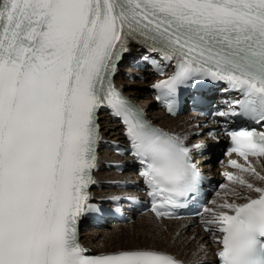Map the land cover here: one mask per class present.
Returning a JSON list of instances; mask_svg holds the SVG:
<instances>
[{"label":"snow or ice","instance_id":"obj_1","mask_svg":"<svg viewBox=\"0 0 264 264\" xmlns=\"http://www.w3.org/2000/svg\"><path fill=\"white\" fill-rule=\"evenodd\" d=\"M134 39L175 65L156 85L170 113L179 85L210 79L243 96L233 115L264 128V0H0V264H180L149 249L89 255L78 239L93 210L102 107L127 125L150 195L161 197L158 217L183 207L203 179L191 149L147 123L114 83ZM226 134L228 154L246 162L232 166L264 182L249 162L264 158V131ZM227 177L257 195L205 209L222 233L220 264H264V186Z\"/></svg>","mask_w":264,"mask_h":264},{"label":"bare ground","instance_id":"obj_2","mask_svg":"<svg viewBox=\"0 0 264 264\" xmlns=\"http://www.w3.org/2000/svg\"><path fill=\"white\" fill-rule=\"evenodd\" d=\"M136 40H131L128 45V51L126 52L124 56V60L128 54H133L137 51L142 50V46H139L135 43ZM123 78L120 77V74L118 75V81L120 84H122L127 92H129L134 98L137 100H140V102L146 107L148 112L152 115V117L155 119V121L162 126L163 128L167 129L168 131L176 134H180L183 138H185V134L189 132L192 128L193 122L190 121L188 116H180L177 118L167 116L164 114L162 110H158V108L155 105V108L152 109L151 107L154 105V102H152L149 98L142 101L143 98H141L142 94L138 90V86L144 85L145 83L140 82H127L126 85H124V82L122 81ZM138 84V85H133ZM146 85V84H145ZM128 89V90H127ZM154 110V111H152ZM156 110V111H155ZM158 110V111H157ZM121 137L118 124L116 123H103V129H102V139L108 140L110 138L119 139ZM109 151H107L108 153ZM114 157L116 155L113 154ZM213 158V156H212ZM261 158L253 159L252 164L256 167L257 171H259L262 175H264V164H260ZM213 166V163L211 164V167ZM207 168V166H204ZM108 174L110 172H107L106 170L103 171L100 170L99 173H97V181L100 176L103 178L101 181L103 182L104 178L109 177ZM124 175H117L113 174V176H116L118 178L125 176ZM244 176V175H243ZM245 178V177H244ZM249 182H252L256 186H264V182H261L258 180L255 176H249L246 178ZM103 184V183H102ZM108 186V185H107ZM244 193V196L249 197L255 195V193L248 190L246 187L238 186ZM109 191V190H103V192ZM235 192H229L225 193L223 196L222 204L224 202H235V203H241L242 201H237L233 198ZM227 194L229 196H227ZM221 202V200H220ZM228 211L227 209H221L220 211ZM151 220L149 223L145 220ZM144 220L146 222H144ZM137 221V222H136ZM136 223L122 225V226H116L114 228H119L117 230H121L127 227H132V231H138V236L142 239L143 237H146V240L153 235L152 242H148L150 245H147V242H144L146 244L145 246H139L140 243H138V236L134 233H131L128 230L123 231L121 230L119 232L118 236H114L116 233L115 230L112 231H102V229H94L83 232L82 233V240L87 244V246L91 247L94 251L97 252H107V251H116L119 249H157L161 251H166L168 253H172L177 255L178 257L184 259L187 261L188 264H209L208 262L211 257V239L209 234L206 231H203L200 228L195 227H186L184 225L185 220L183 221H177V220H157L153 215L150 213H147L145 215H142L136 219ZM166 226V228H165ZM190 228V233H188V229ZM118 232V231H117ZM188 233V239L189 240H183L184 234ZM118 234V233H117ZM85 238H84V236ZM122 238H129L130 244L129 248H127V244L123 242ZM98 239V240H97ZM173 240V243H172ZM154 244H159L162 246V248H159L157 246H153ZM183 249V250H182Z\"/></svg>","mask_w":264,"mask_h":264},{"label":"rangeland","instance_id":"obj_3","mask_svg":"<svg viewBox=\"0 0 264 264\" xmlns=\"http://www.w3.org/2000/svg\"><path fill=\"white\" fill-rule=\"evenodd\" d=\"M121 78H123L122 79V81L124 82V85H126L127 84V82H125V81H127L125 78H124V76H121ZM128 85V84H127ZM133 85H138V84H133ZM136 88H138V90L141 92V94H142V96H141V98H143L142 99V101H144L145 99H148L149 98V96H148V91H147V88H146V86H145V84L144 85H142L141 84V86H138V87H136ZM128 90V89H127ZM152 109H154L155 108V104L151 107ZM152 111H154V110H152ZM156 111V110H155ZM158 111V110H157ZM217 160V158H215L214 159V161H216ZM103 171H105V170H103ZM107 171V170H106ZM112 175V174H111ZM239 198V196L237 195L236 196V200ZM243 200H245V199H242V200H238V201H243ZM148 223L151 221V220H147V219H145ZM144 220V222H146ZM137 222V221H136ZM135 222V223H136ZM165 228H166V226H165ZM102 229V231H112V230H115L116 231V233L114 234V236L116 237V236H118L119 235V232L121 231V230H123V231H126V230H128L129 229V231L131 232V233H134V234H136L137 236H138V231H132V227H127V228H124V229H121V230H117V229H119L118 227L117 228H108V227H106V228H101ZM184 229H188L189 231H188V233H190V228H185L184 227ZM92 230H94V229H92ZM90 232H91V230H89ZM118 231V232H117ZM88 232V231H87ZM118 233V234H117ZM188 233L187 234H184V236H183V240H189L188 239ZM84 236V235H83ZM84 238H85V236H84ZM152 238H153V235H151V237H149L147 240H146V237H143L142 239L138 236V243H140L139 244V246H145L146 244L147 245H150L148 242H152ZM123 239V242H125V244H127V248H129V244H130V241H129V238L128 239H126V238H122ZM98 240V239H97ZM144 242H147L146 244H144ZM172 243H173V240H172ZM153 246H157V247H159V248H162V246L161 245H159V244H154ZM183 250V249H182Z\"/></svg>","mask_w":264,"mask_h":264}]
</instances>
